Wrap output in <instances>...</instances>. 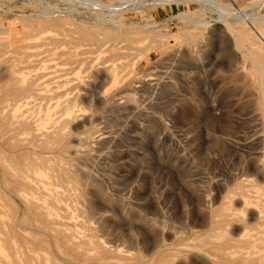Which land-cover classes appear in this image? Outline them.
<instances>
[{
	"label": "rangeland",
	"instance_id": "obj_1",
	"mask_svg": "<svg viewBox=\"0 0 264 264\" xmlns=\"http://www.w3.org/2000/svg\"><path fill=\"white\" fill-rule=\"evenodd\" d=\"M55 21H60L59 27L40 39L34 29L28 32L32 38H25L20 30V25ZM7 28L15 38L9 60L0 65V80L4 79L0 133L11 134V121L17 135L22 134L18 135L24 140L21 146L35 132L59 129L63 139L30 145L26 154L29 165L38 163L44 171L30 165L36 169L27 174L46 178V187L39 188L46 205L38 189L15 187L16 193L2 181L13 171L5 173L0 165V184H6V190L0 187L2 223L30 227L36 220L37 224L38 200L49 211L63 207L52 212L60 222L69 218L77 223L75 231L80 234L85 233L84 226L90 227L93 241L82 242L83 248L78 237L73 239L78 247L69 248L75 244L65 237L63 225L51 223L62 235L56 233L55 239L36 234L43 241L42 253H48V264H264V219H259V214L264 216V113L259 76L248 54L252 49L264 60V0H0V29ZM112 41L122 42L119 51L108 49ZM38 44H49L55 52L53 60L48 56L53 65L48 70L41 67L47 56ZM75 55L83 61L69 64L68 58ZM7 61L15 66L18 78L39 81L34 85L36 94L23 99L5 95L11 66ZM6 122L8 130L2 131ZM101 133L108 137L98 140ZM0 150L1 158L6 152ZM54 185L56 194L47 196ZM35 194L39 199L34 200ZM254 196L259 204L242 209L243 197ZM224 206L237 216L221 215ZM53 239L64 241L70 253L64 255L63 246Z\"/></svg>",
	"mask_w": 264,
	"mask_h": 264
},
{
	"label": "bare ground",
	"instance_id": "obj_2",
	"mask_svg": "<svg viewBox=\"0 0 264 264\" xmlns=\"http://www.w3.org/2000/svg\"><path fill=\"white\" fill-rule=\"evenodd\" d=\"M49 21H51V20H49ZM53 21V20H52ZM60 23V21H55V22H45V23H39L38 24V22L37 23H31L30 25H32L31 27H29V26H26V25H20L21 26V28H20V30H21V33L23 34V36H25V38H32V35H31V32H30V34L28 33L29 32V30H32V29H34V30H36L37 32L34 34V35H37L36 36V38H38V37H40L42 34H46V35H49L50 33H52L57 27H59V24ZM37 24V25H36ZM35 25V26H34ZM68 25V24H67ZM19 26V27H20ZM72 26V25H71ZM15 27V26H14ZM16 27H18V26H16ZM34 27V28H33ZM10 28H13V27H10ZM8 29V28H7ZM5 29V30H2V29H0V47L2 48V46H3V49H1L0 48V65H1V62L2 61H5V59H7V56H8V53L9 52H11L13 49H14V47H13V45H12V41H13V39L15 38V35H13L14 33L12 32V31H10V29ZM59 29V28H58ZM70 29V28H69ZM62 30V29H61ZM63 30H65V29H63ZM78 30V29H77ZM80 33V32H79ZM33 34V33H32ZM54 34V33H53ZM66 34V33H65ZM71 34V33H70ZM88 34V33H87ZM39 35V36H38ZM108 35V34H107ZM22 36V37H23ZM31 36V37H30ZM59 36V35H58ZM22 37H21V39H22ZM35 36H33V38H34ZM102 37V36H101ZM148 37H150V36H148ZM45 38V37H44ZM62 38V37H61ZM70 38V37H69ZM105 38V37H104ZM38 39H40V38H38ZM46 39V38H45ZM48 39V38H47ZM54 39V38H53ZM75 39V38H74ZM85 39V38H84ZM103 38H101V41H102V43H103V40H102ZM44 40V39H43ZM70 40V39H69ZM87 40V39H86ZM145 40V39H144ZM154 40V39H153ZM23 41V40H22ZM27 41V40H26ZM33 41V40H32ZM41 41V40H40ZM49 41H50V39H49ZM48 41V42H49ZM64 41V40H63ZM92 41V40H91ZM96 41V40H95ZM107 41V40H106ZM111 40L109 39V42H110ZM25 42V41H24ZM47 42V43H48ZM99 42V41H98ZM105 42V41H104ZM113 43L112 44H109V46H108V49H115V51L117 52V51H119L118 50V48L120 47L119 46V42H116V43H114V41H112ZM136 42V41H135ZM263 42H264V35H263ZM39 43V42H38ZM46 43V42H45ZM55 43H56V40H55ZM92 43V42H91ZM96 43H97V41H96ZM122 42H120V44H121ZM153 43V42H152ZM157 43V42H156ZM165 43H167V42H165ZM39 44H41L42 45V43H39ZM38 44V45H39ZM51 44V43H50ZM59 44V43H58ZM60 44H61V42H60ZM127 44V43H126ZM132 44V43H131ZM146 44V43H145ZM36 45V44H35ZM38 45L35 47V48H37L38 47ZM41 45H39V47L41 46ZM43 45H45V44H43ZM52 45V44H51ZM51 45H50V47H51ZM56 45V44H55ZM133 45V44H132ZM23 46V45H22ZM30 46V45H29ZM28 46V48H30ZM47 46H49V44L48 45H45V46H42V47H40L41 48V51L42 52H44L45 54H46V56H47V59L46 60H44V63H45V61H47V63L46 64H44V65H41V67L43 68V69H45V70H48V68L50 69V67H52L50 64H49V60L52 58V60L54 59V57L55 56H53V55H55V52L53 53L52 51H50V48L49 47H47ZM61 46V45H60ZM99 46V45H98ZM103 46H107V44L105 43V45L103 44ZM103 46H101V47H103ZM144 46V45H143ZM148 46V45H147ZM20 47V46H19ZM76 47V46H75ZM85 47V46H84ZM100 47V48H101ZM145 47V46H144ZM152 47V46H151ZM172 47H173V45H172ZM24 48V47H23ZM25 48H26V46H25ZM32 48H33V45H32ZM104 48V47H103ZM107 48V47H106ZM122 48V47H121ZM154 48V47H153ZM176 48V47H175ZM263 48H264V46H263ZM31 49V48H30ZM53 49V48H52ZM74 49V48H73ZM117 49V50H116ZM35 50V49H34ZM96 50V49H95ZM15 51V50H14ZM16 51L18 52V50L16 49ZM15 51V52H16ZM23 51V50H22ZM27 51V50H26ZM29 51V50H28ZM31 51V50H30ZM104 51V50H103ZM103 51H101V52H103ZM108 52H109V50H107ZM113 51V50H112ZM120 51H121V49H120ZM147 51V50H146ZM172 51V50H171ZM71 52H73V51H71ZM93 52V51H92ZM91 52V53H92ZM142 52V51H141ZM110 53H112V52H110ZM114 53V52H113ZM14 54H16V53H14ZM67 54V53H66ZM76 54H77V52H76ZM95 54V53H94ZM248 54L250 55V57H251V64H252V66H253V68H254V70H255V72L257 73V75L259 76V81H260V86H258L259 88H260V92H259V94H260V105H261V107H262V110H263V113H264V60L263 59H261V58H259L258 56H257V54L252 50V49H250L249 51H248ZM10 55V54H9ZM22 55H25V54H23L22 53ZM50 55V59H48L49 56ZM68 55V54H67ZM71 55V54H70ZM74 55V54H73ZM72 55V56H73ZM110 55V54H109ZM108 55V56H109ZM125 55V54H124ZM131 55V54H130ZM139 55V54H138ZM170 55V54H169ZM20 56V55H19ZM53 56V57H52ZM144 56V55H143ZM142 56V57H143ZM26 56H24V58H25ZM58 57V56H57ZM67 57H69V56H67ZM67 57H66V59H67ZM75 57H76V55H75ZM75 57H69L68 58V62H69V64H78L79 65V63H81L82 61H83V59H81V58H75ZM78 57H79V55H78ZM80 57H81V55H80ZM12 58V57H11ZM17 58V57H16ZM16 58H15V60H16ZM23 58V59H24ZM28 58H30L29 56L27 57V59ZM44 58V57H43ZM46 58V57H45ZM94 58V57H93ZM93 58H91V59H93ZM122 58V57H121ZM130 58V57H129ZM18 59V58H17ZM65 59V60H66ZM159 59V58H158ZM7 60H9V58L7 59ZM13 60V59H12ZM25 60V59H24ZM40 60V59H39ZM38 60V61H39ZM56 60H58V59H56ZM62 60V59H61ZM94 60V59H93ZM174 60V59H173ZM19 61V60H18ZM23 61V60H22ZM26 61V60H25ZM32 61V60H31ZM30 61V62H31ZM49 61V62H48ZM86 61V60H85ZM8 62V61H7ZM7 62H6V64H7ZM10 62V61H9ZM8 62V63H9ZM12 62H14V61H12ZM36 62V60L33 62V63H35ZM64 62V61H63ZM67 62V63H68ZM154 62V61H153ZM22 63V62H21ZM20 63V64H21ZM26 63V62H25ZM28 63V62H27ZM26 63V64H27ZM39 63V62H38ZM66 63V62H65ZM122 63V62H121ZM155 63V62H154ZM4 64V63H3ZM2 64V65H3ZM10 64V63H9ZM13 63H11L10 65L11 66H9V65H7V66H9L8 67V69H7V72H8V82H7V85L5 86V90H6V93H5V95H9V96H12V97H14L15 99L17 98V99H19V98H24V97H28V96H30L31 97V95H33V94H36V89L34 88V85H35V81L36 82H39L38 80H33V79H30V80H25V79H23V78H18L17 77V75H15V74H18V73H16V71L12 68L14 65H12ZM17 64V63H16ZM19 64V63H18ZM24 64V63H23ZM25 64V65H26ZM30 64V63H29ZM29 64H27V65H29ZM91 64V63H90ZM24 65V66H25ZM63 65V64H62ZM89 65V64H88ZM18 66V65H17ZM56 66H57V64H56ZM69 66V65H68ZM116 66V65H115ZM163 66V65H162ZM15 67V66H14ZM27 67V66H26ZM25 67V68H26ZM28 67H30V66H28ZM35 67V66H34ZM160 67V66H159ZM17 68V67H16ZM19 68H21L20 66H19ZM19 68H17V69H19ZM24 68V67H23ZM31 68H32V66H31ZM54 68V67H53ZM16 69V70H17ZM22 69V68H21ZM82 69H83V67H82ZM98 69V68H97ZM2 70V69H1ZM20 70V69H19ZM29 70V69H28ZM58 70V69H57ZM75 70V69H74ZM4 71V70H3ZM2 71V72H3ZM23 71V69L22 70H20V71H18V72H22ZM73 71V70H72ZM83 71V70H82ZM114 71V70H113ZM6 72V73H7ZM32 72V71H31ZM29 73V72H28ZM95 73V72H94ZM141 73V72H140ZM160 74V73H159ZM20 75V74H19ZM22 75H24V74H22ZM29 75H30V73H29ZM28 75V76H29ZM39 75V74H38ZM45 76V74L43 73V74H41L39 77H42V76ZM65 75V74H64ZM1 76V75H0ZM21 76V75H20ZM25 76H27L26 75V73H25ZM46 76H48V75H46ZM90 76V75H89ZM5 77V76H4ZM7 77V76H6ZM23 77V76H22ZM30 77V76H29ZM34 77V76H33ZM33 77H31V78H33ZM62 77V76H61ZM141 77V76H140ZM147 77V76H146ZM172 77V76H171ZM43 78V77H42ZM80 78V77H79ZM3 79V78H2ZM1 79V80H2ZM67 79V78H66ZM0 80V81H1ZM4 80V79H3ZM41 80V79H40ZM70 80H72V79H68V81H70ZM141 80V79H140ZM158 80V79H157ZM145 81V80H144ZM143 81V83H147L146 81L144 82ZM44 82V81H43ZM140 82H142V80L140 81ZM61 83V82H60ZM66 83V82H65ZM82 83H83V81H82ZM44 84V83H43ZM79 84V83H78ZM85 84V83H84ZM127 84V83H126ZM58 85V84H57ZM76 85H77V83H76ZM131 85V84H130ZM145 85H147V84H145ZM41 86V85H40ZM93 86V85H92ZM137 86V85H136ZM74 87V86H73ZM36 88H37V86H36ZM39 88V87H38ZM41 88H42V86H41ZM55 88V87H54ZM83 88H84V86H83ZM140 88V87H139ZM156 88V87H155ZM4 89V88H3ZM51 89H53V88H51ZM86 89V88H85ZM42 90V89H41ZM70 90V89H69ZM71 90H73V89H71ZM79 90V89H78ZM38 91H40V90H38ZM145 91V90H144ZM45 92V91H44ZM133 92V91H132ZM151 92V91H150ZM69 94V93H68ZM71 94V93H70ZM76 94V93H75ZM119 94V93H118ZM77 95V94H76ZM37 96V95H36ZM107 98V97H106ZM31 99V98H30ZM75 99V98H74ZM86 99V98H85ZM1 100V99H0ZM21 100V99H20ZM71 100H72V98H71ZM108 100V99H107ZM11 101H12V98H11ZM15 101V100H14ZM106 101V100H105ZM65 102H67V101H65ZM72 102V101H71ZM109 102V101H108ZM2 103V102H1ZM13 103V102H12ZM64 103V102H63ZM106 103V102H105ZM259 103V102H258ZM73 104V103H72ZM79 104V103H78ZM77 104V105H78ZM107 104V103H106ZM16 105H18L17 103H16ZM22 105V104H21ZM29 105V104H28ZM61 106V105H60ZM74 106V105H73ZM72 106V107H73ZM157 106V105H156ZM16 107V106H15ZM55 107H56V105H55ZM59 107V106H58ZM77 107V106H76ZM148 107V106H147ZM56 109H57V107H56ZM67 109V108H66ZM69 109H70V107H69ZM136 109V108H135ZM153 110V109H152ZM70 111H71V109H70ZM69 111V112H70ZM93 111V110H92ZM91 111V112H92ZM156 111V110H155ZM65 112V111H64ZM75 112V111H74ZM61 113V112H60ZM66 113V112H65ZM73 113V112H72ZM98 113V112H97ZM49 114V113H48ZM59 114V113H58ZM90 114V113H89ZM94 114V113H93ZM23 115V114H22ZM56 115H57V113H56ZM63 115V114H62ZM64 115H66V114H64ZM68 115V114H67ZM44 116V115H43ZM69 116H70V114H69ZM88 116V115H87ZM104 116V115H103ZM19 117H22L21 115L19 116ZM29 117H31V116H29ZM60 117H61V115H60ZM77 117V116H76ZM86 117V116H85ZM157 117V116H156ZM24 118V117H23ZM22 118V119H23ZM40 118V117H39ZM51 118V117H50ZM54 118V117H53ZM58 118V117H57ZM75 118V117H74ZM7 119V121H8V118H6ZM5 119V120H6ZM9 119H11V118H9ZM13 119V118H12ZM11 119V120H12ZM15 119V118H14ZM19 119V118H18ZM21 119V120H22ZM28 119V118H27ZM26 119V120H27ZM42 119V118H41ZM56 119V118H55ZM54 119V120H55ZM61 119V118H60ZM4 120V121H5ZM24 120V119H23ZM49 120V119H48ZM56 120H58L59 121V119H56ZM93 120V119H92ZM142 120V119H141ZM1 121H3L2 119H1ZM19 121V120H18ZM31 121H33V120H31ZM38 121V120H37ZM45 121H46V119H45ZM44 120L42 121V122H45ZM51 121V120H50ZM69 121V120H68ZM223 121V120H222ZM24 122H26V121H24ZM35 122V121H34ZM55 122V121H54ZM62 122V121H61ZM65 122V121H64ZM67 122V121H66ZM9 123V124H8ZM8 123L6 122L5 124H4V129L2 130V131H4V130H8V125L9 126H11V129L10 130H12L11 131V134H6V132H2V133H0V148L1 149H3L6 153H5V155L4 156H2L1 155V158H0V165H1V168L3 167V169L5 170V173L6 172H8L9 171V169L10 170H12L13 172H11L10 174H8L7 173V177H6V180H8V181H6V180H2V179H4V178H2L1 180L2 181H4V182H6L7 184H10V186H11V188H15V187H18L19 189H21V188H25L26 189V191H27V189L28 190H37L38 189V191L40 192L39 194H38V192H37V194H38V196H42V195H40L41 193H43L42 191H41V189H42V187L43 186H45L46 187V185H44V184H46V183H48V182H46L44 179H46V178H44V179H42V177L41 178H32V177H30L29 176V174H27L28 173V171L30 170H34V169H36L35 167H30V165H31V163H30V165H29V162H26V154H27V152L29 151V149H28V147H30V145H33V146H36L37 145V143L39 142V144L38 145H40L41 146V144L40 143H42V144H44V143H47V141L49 142V138H50V140H51V138H55L56 140H60V138H61V133L59 132V129H58V131H51V132H35V133H33V135H32V139L31 140H28L27 139V144H26V146L24 145V146H21L22 145V141H24L23 139H21V138H18V135H22L21 133L20 134H18L17 135V131L16 130H14V129H12V127H13V125H12V122L10 121H8ZM14 123V122H13ZM23 123V122H22ZM27 123H29V122H27ZM37 123V122H36ZM69 123V122H68ZM131 123V122H130ZM213 123V122H212ZM8 124V125H7ZM15 124H17L18 125V123H15ZM38 124V123H37ZM40 124H41V121H40ZM55 124V123H54ZM60 124V126L62 125V124H64V123H59ZM65 124H67V123H65ZM64 124V125H65ZM95 124V123H94ZM123 124V123H122ZM264 124V123H263ZM26 125V124H25ZM33 125V124H32ZM93 125V124H92ZM18 126H20V125H18ZM29 126H31V125H29ZM37 126V125H36ZM35 126V127H36ZM54 126V125H53ZM59 126V127H60ZM161 126V125H160ZM15 127V126H14ZM24 127V126H23ZM62 127V126H61ZM79 127V126H78ZM252 127V126H251ZM18 128V127H17ZM21 128V127H20ZM31 128H33V127H31ZM51 128V127H50ZM111 128V127H110ZM223 128V127H222ZM34 129V128H33ZM38 129V128H37ZM49 129V128H48ZM63 128H61L60 130H62ZM93 129V128H92ZM27 130V129H26ZM26 130H23V132L24 131H26ZM47 130V129H46ZM22 131V130H21ZM29 131H30V129H29ZM33 131V130H32ZM40 131V130H39ZM90 131V130H89ZM100 131H102L101 129H100ZM63 132V131H62ZM26 133V132H25ZM64 134V133H63ZM85 134V133H84ZM231 134V133H230ZM82 135V134H81ZM99 135V134H98ZM64 136V135H63ZM94 136V135H93ZM262 136V135H261ZM30 137V136H29ZM83 137H85V138H87L86 136H83ZM108 136L107 135H105L104 133H101L99 136H98V140H105L106 138H107ZM260 137V136H259ZM235 138V137H234ZM63 138H61V140H62ZM65 139V138H64ZM83 139V138H82ZM87 139H89V138H87ZM91 139V138H90ZM89 139V140H90ZM127 139V138H126ZM125 139V140H126ZM262 139L264 140V138H263V136H262ZM79 140H80V137H79ZM89 140H86V141H89ZM96 140H97V138H96ZM192 140V139H191ZM240 140V139H239ZM55 141V140H54ZM78 141V140H77ZM83 142H85V139L84 140H82ZM53 142V141H52ZM61 142V141H60ZM99 142V141H98ZM105 142V141H104ZM51 143V142H50ZM50 143H49V145L47 144L46 145V147L47 146H50ZM57 142L55 141V144H56ZM86 143V142H85ZM102 144V143H101ZM257 144V143H256ZM263 144V143H262ZM51 145H53L54 146V144H51ZM246 145V144H245ZM44 146H45V144H44ZM80 146V145H79ZM88 146V145H87ZM259 146V145H258ZM264 146V145H263ZM61 147V146H60ZM59 147V148H60ZM89 147H91V146H89ZM101 147V146H100ZM250 147V146H249ZM54 148V147H53ZM81 148V147H80ZM261 148H263V147H261ZM35 150V149H34ZM47 150H50V147H48L47 148ZM79 150V149H78ZM92 150V149H91ZM264 150V149H263ZM1 151V150H0ZM38 151H40V150H38ZM38 151H31L32 153L34 152V153H37ZM42 151H44V150H42ZM82 150L80 149V152H81ZM131 151V150H130ZM191 151V150H190ZM2 152V151H1ZM56 152V151H55ZM227 152V151H226ZM42 153V152H41ZM44 153V152H43ZM73 153H76V150H75V152H73ZM77 153H79V152H77ZM84 153H85V151H84ZM86 153H87V151H86ZM213 153V152H212ZM114 154V153H113ZM31 155V154H30ZM33 156H34V154H32ZM46 155V154H45ZM82 156L84 155L85 156V154H83V152H82V154H81ZM32 156V157H33ZM80 156V155H79ZM35 157H36V155H35ZM216 157V156H215ZM231 157V156H230ZM60 158V157H59ZM25 159V160H24ZM35 159V158H34ZM36 159H38V158H36ZM80 159V158H79ZM205 161H206V159H204ZM222 160V159H221ZM33 162V161H32ZM35 162H36V160H35ZM41 163V162H40ZM45 163H47V162H45ZM36 164H38V163H36ZM36 164H34L33 163V165H31V166H34V165H36ZM75 164V163H74ZM57 165V164H56ZM8 166H10V168L8 167ZM37 166V165H36ZM39 166V165H38ZM37 166V168H40V167H38ZM41 167H44L43 166V164H41L40 165ZM72 166V165H71ZM47 168L48 167H51V166H49V164H48V166H46ZM63 167V166H62ZM238 167V166H237ZM260 167V166H259ZM262 167V166H261ZM261 167L259 168V169H261ZM264 167V166H263ZM263 167H262V169H263ZM52 168H54L53 166H52ZM52 168H50V170L52 169ZM207 168V167H206ZM44 169V168H43ZM57 169V168H56ZM61 169V168H60ZM245 169V168H244ZM37 170H39V169H37ZM42 169L40 168V171H41ZM44 170H47V169H44ZM52 170H54L55 171V169H52ZM1 171V170H0ZM35 171V170H34ZM33 171V172H34ZM43 171V170H42ZM48 171V170H47ZM47 171H46V174H47ZM58 171H60V170H58ZM66 171V170H65ZM65 171H64V173H65ZM74 171H76V170H74ZM263 171V170H262ZM3 172V171H2ZM32 172V173H33ZM44 172V171H43ZM53 172V171H52ZM32 173L30 172V174L32 175ZM48 173H49V171H48ZM57 173V172H56ZM62 173H63V168H62ZM62 173H60V174H62ZM63 173V174H64ZM67 173V172H66ZM65 173V174H66ZM235 173V172H234ZM252 173V172H251ZM35 174V173H34ZM42 174V173H41ZM44 174V173H43ZM53 174V173H52ZM228 174V173H227ZM47 175H49L50 176V174H47ZM54 176L56 175V174H53ZM59 175V174H58ZM253 175V174H252ZM61 176V175H60ZM58 177V180H59V178H61V177ZM70 176V175H69ZM34 177V176H33ZM46 177V176H45ZM52 177V176H51ZM56 177V176H55ZM65 177V176H64ZM63 177V178H64ZM219 177V176H218ZM52 178H54V177H52ZM55 179V178H54ZM53 179V180H54ZM62 179V178H61ZM60 179V180H61ZM66 179H67V177H66ZM49 180V179H48ZM50 180H52V179H50ZM49 180V181H50ZM56 180V179H55ZM213 180V179H212ZM217 181V180H216ZM240 181H243L244 182V180H240ZM52 181H50V183H51ZM55 182H57V180L55 181ZM63 182V181H62ZM49 183V185H51V187L53 188V183L52 184H50ZM58 183V182H57ZM60 183V182H59ZM242 183V182H241ZM241 183H240V185H241ZM244 183H248L247 182V180L244 182ZM256 183V182H255ZM250 184V183H249ZM262 184V183H261ZM5 183L4 184H0V187L1 188H4V190H6L5 189ZM43 185V186H42ZM48 184H47V186L48 187H50ZM56 185H58V184H56ZM56 185H54V189H52V188H48V192L49 193H47L46 195L48 196V194H49V196H51V194H56L55 193V186ZM61 185V184H60ZM59 185V186H60ZM67 185V184H66ZM244 186H245V184H244ZM249 186V185H248ZM253 186V185H252ZM238 187H239V185L237 186V188L236 189H238ZM246 187V186H245ZM39 188H41L40 190H39ZM242 188V187H241ZM244 188V187H243ZM252 188V187H251ZM24 189V190H25ZM67 189V188H66ZM74 189V188H73ZM245 189H247V187L245 188ZM249 189V188H248ZM254 189V188H253ZM262 189H264V188H262ZM12 190V189H11ZM46 190H47V188H46ZM45 190V191H46ZM250 190V189H249ZM249 190L247 191V192H249ZM15 192H16V188H15V190H14ZM23 190H21V192H22ZM25 191V192H26ZM69 191V190H68ZM67 191V192H68ZM221 191V190H220ZM234 191V190H233ZM238 191H243V190H238ZM6 192V191H5ZM19 192V191H18ZM18 192H16V193H18ZM30 192V191H29ZM32 192V191H31ZM244 192V191H243ZM246 192V191H245ZM259 192H261V191H259ZM24 193V192H23ZM27 193V192H26ZM58 193V192H57ZM230 193V192H229ZM253 192H251V194H252ZM14 194V193H13ZM45 194V193H44ZM53 194V195H54ZM241 194V193H240ZM244 194V193H243ZM243 194H242V196H243ZM254 195H255V193H253ZM257 194V193H256ZM24 195H27V194H24ZM28 195H29V193H28ZM36 195V194H35ZM35 195H34V197H35ZM46 195H44L46 198H47V196ZM60 195V194H59ZM68 195H70V194H68ZM234 195V194H233ZM236 195V194H235ZM260 195H262V194H260ZM16 196H18V195H16ZM21 196V195H20ZM32 196H33V194H32ZM31 196V197H32ZM37 195H36V198L34 199V200H36V199H39V198H37L38 197ZM248 196V195H247ZM27 197H29V196H27ZM30 197V198H31ZM54 198L56 197V196H53ZM61 197V196H60ZM64 197H66V196H64ZM71 197V196H70ZM24 198V197H23ZM42 198H43V196H42ZM51 198V197H50ZM68 198V197H67ZM75 198V197H74ZM228 198V197H227ZM226 198V199H227ZM245 197H243V204L242 205H244L243 207H242V209L244 208V209H247L250 205H254L255 207H256V205L255 204H259V198L258 197H256V196H254V197H249V198H245ZM32 199V198H31ZM44 199V198H43ZM43 199H41L40 198V201L39 202H41V200H43ZM47 199H49V197L47 198ZM60 199V198H59ZM53 200V199H52ZM58 200V197L56 198V201ZM62 200V199H61ZM236 200V199H235ZM23 201V200H22ZM32 201V200H31ZM43 201H45V199L43 200ZM43 201L41 202L42 204H43ZM60 201V200H59ZM58 201V202H59ZM226 201V200H225ZM37 202H38V200H37ZM35 203L36 204V207H37V213L39 214V217L41 218H39L40 220H38L37 222V224H36V220L34 221V224L35 225H33V226H27V227H24L23 226V224L22 225H19L17 222H16V226H10V225H7V223H6V221L4 220V222L2 223L1 222V220H0V264H42L44 261H45V263L44 264H46L47 262H48V257H46V255L48 254H43V253H45V250H44V252L42 253V251H41V246H42V244H43V241H42V239H38L37 237H35L36 236V234L37 235H39V234H41V235H43L44 237H53L54 239H55V236H57L56 235V233L57 234H59L60 232H57L58 230H54L53 229V227L51 226V223L52 224H58L59 226L60 225H63L64 226V229L66 228V231H64V235H65V237H71V238H68V239H70V240H68V241H71L70 243L71 244H73L74 243V241H73V239H74V237L75 238H77L78 237V239L81 241V243L82 242H88V241H90V240H92V235H91V233H90V227L89 226H84L83 228L85 229V233L83 232L82 234H80L81 232H77V231H75L76 230V228H77V223H75V222H71V220H69V218L67 219V220H65V222L63 223V222H60L59 221V218H58V215L56 214V213H54V211L52 212V209H54V208H52L51 207V210L49 211L48 209H47V206L46 207H44V206H42V204H39V203ZM47 202H48V200H47ZM55 202V201H54ZM53 201H52V203H54ZM232 202V201H231ZM262 202V201H261ZM264 202V201H263ZM70 203V202H69ZM28 204V203H27ZM27 204H25V206H27ZM32 204V203H31ZM48 204H49V202H48ZM65 204V203H64ZM230 204H232V203H230ZM229 204V205H230ZM261 204V203H260ZM264 204V203H263ZM6 205V204H5ZM34 205V204H33ZM32 205V206H33ZM43 205H46V201H45V203L43 204ZM51 205V204H50ZM49 205V206H50ZM58 205V204H57ZM223 205H225V204H223ZM31 206V207H32ZM48 206V207H49ZM52 206H54V205H52ZM59 206H61V205H59ZM221 206H222V203H221ZM33 207H35V206H33ZM67 207V206H66ZM72 207V206H71ZM70 207V208H71ZM61 208H63V207H61ZM61 208H56V209H54V210H57V209H61ZM65 208V207H64ZM27 210V209H26ZM29 210V209H28ZM34 210V209H33ZM36 210V209H35ZM34 210V211H35ZM63 210H65L66 211V209H63ZM260 210V209H259ZM61 211V210H60ZM239 211V210H238ZM243 211V210H242ZM263 211V210H262ZM63 212V211H62ZM220 212H221V215H223V216H227V217H233L234 215H236V213L233 211V209L231 210V209H229V208H227V207H223L221 210H220ZM220 212H219V214H220ZM244 212V211H243ZM247 212V211H246ZM256 212V211H255ZM35 213H36V211H35ZM34 212H33V214H35ZM64 213H65V215H66V212H63V216H64ZM239 213V212H238ZM259 213V212H258ZM260 213H261V210H260ZM263 213H264V211H263ZM70 213H68V215H69ZM37 215V214H36ZM68 215H66V217L68 216ZM256 215H257V213H256ZM59 216H60V214H59ZM63 216H61V217H63ZM70 216H71V214H70ZM237 216V215H236ZM60 217V218H61ZM72 217V216H71ZM259 219H264V216L262 215V214H259ZM17 218V217H16ZM73 218V217H72ZM71 219V218H70ZM240 219V218H239ZM238 219V220H239ZM61 220H62V218H61ZM64 220V219H63ZM260 221V220H259ZM8 222H10V220L8 221ZM214 222V221H213ZM233 222V221H232ZM264 222V221H263ZM4 223H6V224H4ZM20 223V222H19ZM80 223V222H79ZM78 223V224H79ZM218 223V222H217ZM28 225V224H27ZM75 225H77L76 226V228H75ZM264 225V224H263ZM55 227V226H54ZM56 228V227H55ZM78 228H81V227H78ZM261 228V227H260ZM264 230V229H263ZM55 231V232H54ZM61 231V230H60ZM92 232V231H91ZM257 233V232H256ZM79 234V235H78ZM258 234H260V233H258ZM263 234V233H262ZM262 234H260V235H262ZM59 235H61V234H59ZM247 235V234H246ZM62 236V235H61ZM39 237V236H38ZM41 237V236H40ZM252 237H254V236H251V238ZM245 238V237H244ZM259 238V237H258ZM15 239V240H14ZM52 239V238H51ZM53 239V241L54 242H57L60 246H63V248H64V246H65V243H64V245H63V242L64 241H60L59 239H57V240H59L60 241V243L58 242V241H55ZM72 239V240H71ZM93 239H95V238H93ZM256 239V238H255ZM254 239V240H255ZM14 240V241H13ZM48 240V239H47ZM224 240V239H223ZM79 241V242H80ZM93 241V240H92ZM91 241V242H92ZM258 241V240H257ZM52 242V241H51ZM65 242H67V239L65 240ZM97 242V241H96ZM95 241L93 242V243H96ZM243 242V241H242ZM246 242V241H245ZM69 243V242H68ZM68 243H67V247L69 246L68 245ZM250 243V242H249ZM75 245H71V246H69V248L71 247V248H73L74 246H76L77 245V243H74ZM101 244H102V242H101ZM100 244V245H101ZM251 244V243H250ZM249 244V245H250ZM253 244V243H252ZM251 244V245H252ZM46 245V244H45ZM82 245H83V243L82 244H80V246L82 247ZM88 245V244H87ZM95 245V244H94ZM99 245V246H100ZM52 246H53V244H52ZM54 246H56V245H54ZM90 246V245H89ZM97 245H95V247H96ZM102 246H104V245H102ZM243 246V245H242ZM255 246V245H254ZM260 246V245H259ZM56 247H58V246H56ZM77 247H78V245H77ZM54 248V247H53ZM53 248H52V250H53ZM59 248V247H58ZM83 248V247H82ZM102 248V247H101ZM252 248V247H251ZM51 249V248H50ZM60 249V248H59ZM79 249V248H78ZM85 250H86V248H84ZM90 249H92V248H90ZM98 249H100L99 247L98 248H96V251L98 250ZM104 249V248H103ZM109 249V248H108ZM253 249H255V248H253ZM81 250V248L79 249V251ZM106 250V249H105ZM114 250V249H113ZM117 250H119L118 248H117ZM117 250H115L114 252L115 253H117ZM259 250V249H258ZM41 251V252H40ZM60 251V250H59ZM59 251H57V252H59ZM71 251H75L76 252V250L74 249V250H71ZM78 251V252H79ZM83 252H84V250H82ZM100 251H103V250H100ZM107 252L106 253H109L108 252V250H106ZM253 251V250H252ZM264 251V250H263ZM52 252H55V251H52ZM75 252H72L73 254H75ZM86 252H88V249L86 250ZM112 252L113 251H111V254H112ZM120 252H121V250H120ZM127 252V251H126ZM260 252V251H259ZM258 252V253H259ZM63 253H64V255H68V253H70V251H68L67 249H66V247L64 248V251H63ZM72 253H71V256H72ZM98 253V252H97ZM102 252H100V254H101ZM124 253H125V251H124ZM246 253V252H245ZM53 254H55V253H53ZM85 254V253H84ZM92 254V253H91ZM95 254V253H94ZM103 254V253H102ZM104 254H105V252H104ZM60 255H61V253H60ZM75 255H77V254H75ZM75 255H74V257H75ZM78 255H79V253H78ZM82 255H83V253H82ZM85 255H87V254H85ZM99 255V254H98ZM114 255H116V254H114ZM119 255V254H118ZM49 257L51 256V255H48ZM93 256V255H92ZM100 256V255H99ZM120 256V255H119ZM135 256V255H134ZM252 256V255H251ZM55 257H57V256H55ZM61 258H62V256H60ZM73 257V256H72ZM71 257V258H72ZM78 257V256H77ZM81 257V256H80ZM77 258L76 259V261L78 260V259H81V258ZM84 257V256H83ZM82 257V258H83ZM108 257V256H107ZM121 257H122V255H121ZM123 257H127V255H124ZM228 257V256H227ZM243 257V256H242ZM264 257V256H263ZM93 258V257H92ZM95 258H97V255L95 256ZM113 258V257H112ZM120 258V257H119ZM134 257H131V260L133 259ZM239 258V257H238ZM58 259V258H57ZM66 260H68L69 258H65ZM73 259V258H72ZM88 260V258H83L82 259V261L83 260ZM90 259V258H89ZM94 259V258H93ZM123 260L125 259V258H122ZM130 259V258H129ZM237 259V258H236ZM259 259V258H258ZM51 260V259H50ZM49 260V261H50ZM59 260H61V259H59ZM47 261V262H46ZM62 261V260H61ZM91 261V260H90ZM166 261V260H165ZM51 262V261H50ZM102 262V261H101ZM254 262V261H253ZM49 263V262H48ZM47 263V264H48ZM87 263V262H86ZM85 263V264H86ZM135 263H137V261L135 262ZM250 263V262H249ZM252 263V262H251ZM65 264V263H64ZM68 264V263H67ZM79 264V263H78ZM83 264V263H82ZM105 264V263H104ZM123 264V263H122ZM130 264H132V263H130ZM133 264H134V262H133ZM222 264V263H221ZM246 264H248V263H246ZM259 264V263H258Z\"/></svg>",
	"mask_w": 264,
	"mask_h": 264
}]
</instances>
